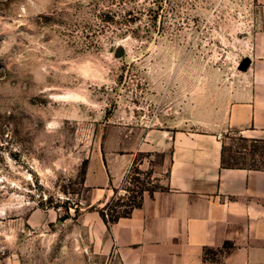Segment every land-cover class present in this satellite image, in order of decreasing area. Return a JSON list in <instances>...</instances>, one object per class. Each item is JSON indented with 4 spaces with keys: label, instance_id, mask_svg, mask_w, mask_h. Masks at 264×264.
<instances>
[{
    "label": "rangeland",
    "instance_id": "374dc122",
    "mask_svg": "<svg viewBox=\"0 0 264 264\" xmlns=\"http://www.w3.org/2000/svg\"><path fill=\"white\" fill-rule=\"evenodd\" d=\"M259 12L255 0H0V264H113L79 219L99 207L87 167L143 127L216 111L246 79ZM221 137L225 162L264 167V139ZM134 160L143 173L111 204L163 186V154Z\"/></svg>",
    "mask_w": 264,
    "mask_h": 264
},
{
    "label": "crops",
    "instance_id": "0c3cea01",
    "mask_svg": "<svg viewBox=\"0 0 264 264\" xmlns=\"http://www.w3.org/2000/svg\"><path fill=\"white\" fill-rule=\"evenodd\" d=\"M255 1L246 79L216 111L192 128L143 127L87 167L84 184L101 207L137 154H163V186L144 192L129 215L109 228L96 210L80 215L93 221L113 264H264V167L221 162L225 131L264 139V0Z\"/></svg>",
    "mask_w": 264,
    "mask_h": 264
},
{
    "label": "trees",
    "instance_id": "16d2710c",
    "mask_svg": "<svg viewBox=\"0 0 264 264\" xmlns=\"http://www.w3.org/2000/svg\"><path fill=\"white\" fill-rule=\"evenodd\" d=\"M221 162L223 165L228 166V167L243 166V165H239L236 163L225 162L223 149H222ZM133 165H135V166H133ZM141 173H143V171H141V170H139V168H137V162H136V160H134L132 163L131 169L129 170V172L127 173V175L124 179V183L128 182L129 175H131V178H133V180H136L137 176H135V175L141 174ZM116 189L117 188H113V195L101 207L94 206V205L90 206L91 209L96 210L98 212L99 216L101 217V219L103 220V222L105 223L107 228H109V226L111 224L115 223L120 217H124V216L129 215L133 208L139 207L142 203V200H143V193L147 190V189L138 190V191H136V195H134L132 197H128L127 201L122 202L120 204H118L119 202L116 201V203L111 204L114 197H116L115 196V194L117 192ZM125 190L127 191V189H125ZM152 190H154V189H152ZM119 206L122 207L121 210H119L117 208ZM75 212H77V211L75 210ZM67 217H69L68 212L66 213V215L63 218H67Z\"/></svg>",
    "mask_w": 264,
    "mask_h": 264
},
{
    "label": "water",
    "instance_id": "95a60500",
    "mask_svg": "<svg viewBox=\"0 0 264 264\" xmlns=\"http://www.w3.org/2000/svg\"><path fill=\"white\" fill-rule=\"evenodd\" d=\"M121 53H122V50H121L120 47H118V48L116 49L115 54H116L117 56H120ZM246 67H247V64L245 63V64L243 65V68H246Z\"/></svg>",
    "mask_w": 264,
    "mask_h": 264
}]
</instances>
